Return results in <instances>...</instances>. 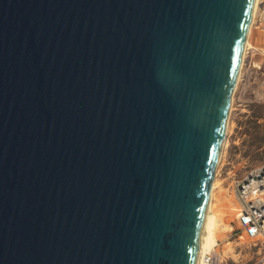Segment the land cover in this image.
<instances>
[{
  "label": "water",
  "instance_id": "1",
  "mask_svg": "<svg viewBox=\"0 0 264 264\" xmlns=\"http://www.w3.org/2000/svg\"><path fill=\"white\" fill-rule=\"evenodd\" d=\"M256 0H0V264H197Z\"/></svg>",
  "mask_w": 264,
  "mask_h": 264
},
{
  "label": "rangeland",
  "instance_id": "2",
  "mask_svg": "<svg viewBox=\"0 0 264 264\" xmlns=\"http://www.w3.org/2000/svg\"><path fill=\"white\" fill-rule=\"evenodd\" d=\"M255 25H259L255 22ZM252 38V39H251ZM253 40L255 36H251ZM259 45L264 47V38ZM264 48L254 49L245 59L244 69L235 93L231 112L227 145L217 166L213 211L220 214L228 205L238 206L234 192L235 182L264 163ZM229 119V118H228ZM230 200V202H229ZM229 217L227 226L216 245L229 264H248L257 255V248L249 240L235 235L239 227L237 212ZM228 227V228H227ZM214 247V248H215Z\"/></svg>",
  "mask_w": 264,
  "mask_h": 264
},
{
  "label": "built area",
  "instance_id": "3",
  "mask_svg": "<svg viewBox=\"0 0 264 264\" xmlns=\"http://www.w3.org/2000/svg\"><path fill=\"white\" fill-rule=\"evenodd\" d=\"M257 22L264 34V0L259 3ZM253 51L254 48H249L246 58ZM234 192L239 206L236 216L239 227L235 235L238 240H249L258 249L256 257L248 264H264V163L236 181ZM204 259L208 264H229L216 247L208 250Z\"/></svg>",
  "mask_w": 264,
  "mask_h": 264
},
{
  "label": "bare ground",
  "instance_id": "4",
  "mask_svg": "<svg viewBox=\"0 0 264 264\" xmlns=\"http://www.w3.org/2000/svg\"><path fill=\"white\" fill-rule=\"evenodd\" d=\"M259 3L260 0H256L255 2V6H254V11H253V18H252V22L249 28V33H248V38H247V42L245 45V49H244V54H243V60L241 63V69H240V73H239V77H238V81L235 87V91L233 93V97H232V105H231V109H230V113H229V119L227 121V136L224 142V146H223V150L221 153V156L223 157V151L224 148L227 145V139H228V135H229V126H230V118H231V112L233 110V104H234V98H235V93L238 89L239 83L241 81V77H242V73H243V69H244V63H245V59L247 56V50L249 48H254V49H258V48H264L263 45H259V40L262 38H264V34L263 31L257 27V25H255L257 16H258V12H259ZM251 36H255V38L253 40H250ZM252 39V38H251ZM264 50V49H262ZM221 159V157H220ZM220 162V160H219ZM218 183H217V179L214 180L213 185H212V189H211V197H210V201H209V205L207 207V211H206V216H205V222H204V227H203V232H202V246L200 249V253H199V257H198V262L197 264H208L206 262V260L204 259V255L206 254V252L208 250H212L216 245H218V241L221 239V235L219 234L220 230L222 229V227H226L227 226V222H229V217L235 215V211L239 212V206L235 207L234 205H228L224 211H222L220 214H216L213 211V198H214V190L217 188ZM230 202V200H229ZM228 228V227H227Z\"/></svg>",
  "mask_w": 264,
  "mask_h": 264
}]
</instances>
